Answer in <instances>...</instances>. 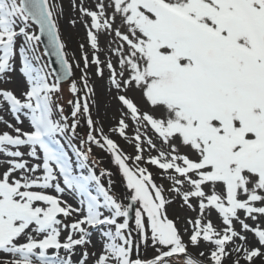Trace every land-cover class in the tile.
<instances>
[{"label":"snow or ice","instance_id":"obj_1","mask_svg":"<svg viewBox=\"0 0 264 264\" xmlns=\"http://www.w3.org/2000/svg\"><path fill=\"white\" fill-rule=\"evenodd\" d=\"M0 264H264V0H0Z\"/></svg>","mask_w":264,"mask_h":264},{"label":"rangeland","instance_id":"obj_2","mask_svg":"<svg viewBox=\"0 0 264 264\" xmlns=\"http://www.w3.org/2000/svg\"><path fill=\"white\" fill-rule=\"evenodd\" d=\"M61 27H62V32L64 34L63 38L68 43V55H69V57L71 58L73 51H75L76 55L79 56L78 42L83 39V36H84L83 29H80V28L73 29L67 23H62ZM77 75H79L78 72H77ZM97 92H98V95L100 96V99L102 101L101 110H100V118L102 120H104L105 119L104 109L107 106V100L104 97L103 90H102L101 86L99 85V83L97 84ZM65 99H67V92H65ZM93 114L95 117V109L93 110ZM111 115H112V112L109 111L108 117L110 118ZM105 128L107 130V120H105ZM121 144H122V146H124L126 148L127 151H131V149L127 148V146L124 145L122 141H121ZM94 152L97 154L99 152V150L94 149ZM106 165H107L106 168H111L113 171H115V168L113 165H111L110 163H108V164L104 163V166H106ZM114 179H118V177L114 176ZM169 211H170V213H179L180 212L178 206H176V205H174Z\"/></svg>","mask_w":264,"mask_h":264},{"label":"trees","instance_id":"obj_3","mask_svg":"<svg viewBox=\"0 0 264 264\" xmlns=\"http://www.w3.org/2000/svg\"><path fill=\"white\" fill-rule=\"evenodd\" d=\"M65 89H67V85H65ZM96 156H97L99 159L102 160L101 167L106 168L107 165L104 166V163H106V164L110 163V160H109L108 156H107L105 153L99 151V152L96 154Z\"/></svg>","mask_w":264,"mask_h":264}]
</instances>
